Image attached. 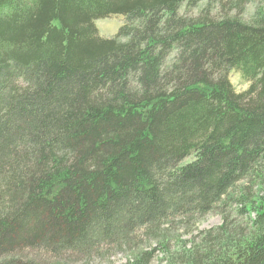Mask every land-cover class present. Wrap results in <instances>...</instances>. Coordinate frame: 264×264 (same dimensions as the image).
I'll use <instances>...</instances> for the list:
<instances>
[{"label":"trees","instance_id":"1","mask_svg":"<svg viewBox=\"0 0 264 264\" xmlns=\"http://www.w3.org/2000/svg\"><path fill=\"white\" fill-rule=\"evenodd\" d=\"M139 232L127 264H264V0H0V264L89 263Z\"/></svg>","mask_w":264,"mask_h":264},{"label":"rangeland","instance_id":"2","mask_svg":"<svg viewBox=\"0 0 264 264\" xmlns=\"http://www.w3.org/2000/svg\"><path fill=\"white\" fill-rule=\"evenodd\" d=\"M250 14V9H247L246 15ZM125 24V19L123 16H111L109 18L99 20L95 23L99 34L105 38L109 39L117 35L120 28ZM229 79L232 83L235 91L237 93H243L247 91L250 87V82L246 80L243 75L237 70H231L229 72ZM191 159L185 160L183 163H189ZM235 210V209H234ZM232 212V210H231ZM236 218V217H235ZM240 220V219H239ZM222 224V218L220 215L213 213L209 214L203 219L190 221L188 226H185L182 222H174L172 225L167 226L164 229V233L174 240L176 238L181 239L183 242L188 241L191 238V234L195 235L200 231H208L211 229H216ZM133 244L130 247H126L124 251L113 253L112 256L106 257L104 259H95L89 263L80 262L78 264H127L128 258L133 256V253H141L150 251L149 241L145 238L143 233L139 232L133 236ZM172 250H176L175 242L173 241ZM155 244L152 245L153 249ZM157 251L153 253L152 260L150 264H165L166 257L163 256L162 251L159 247L156 248Z\"/></svg>","mask_w":264,"mask_h":264},{"label":"bare ground","instance_id":"3","mask_svg":"<svg viewBox=\"0 0 264 264\" xmlns=\"http://www.w3.org/2000/svg\"><path fill=\"white\" fill-rule=\"evenodd\" d=\"M105 39V38H104Z\"/></svg>","mask_w":264,"mask_h":264}]
</instances>
